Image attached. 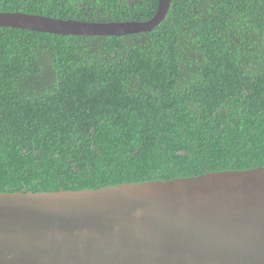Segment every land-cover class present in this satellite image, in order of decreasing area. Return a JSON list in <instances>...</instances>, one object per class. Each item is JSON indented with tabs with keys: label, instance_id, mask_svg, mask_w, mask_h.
Returning a JSON list of instances; mask_svg holds the SVG:
<instances>
[{
	"label": "trees",
	"instance_id": "trees-1",
	"mask_svg": "<svg viewBox=\"0 0 264 264\" xmlns=\"http://www.w3.org/2000/svg\"><path fill=\"white\" fill-rule=\"evenodd\" d=\"M159 0H0L144 22ZM264 167V0H172L152 32L0 28V192L98 190Z\"/></svg>",
	"mask_w": 264,
	"mask_h": 264
},
{
	"label": "water",
	"instance_id": "water-1",
	"mask_svg": "<svg viewBox=\"0 0 264 264\" xmlns=\"http://www.w3.org/2000/svg\"><path fill=\"white\" fill-rule=\"evenodd\" d=\"M144 22L97 23L0 12V28L60 36L152 32ZM0 264H264V167L98 190L0 192Z\"/></svg>",
	"mask_w": 264,
	"mask_h": 264
}]
</instances>
